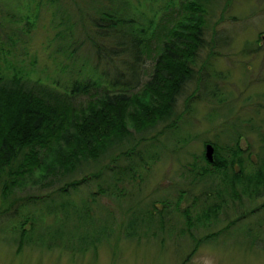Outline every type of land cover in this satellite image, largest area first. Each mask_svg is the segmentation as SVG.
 <instances>
[{
  "label": "trees",
  "instance_id": "trees-1",
  "mask_svg": "<svg viewBox=\"0 0 264 264\" xmlns=\"http://www.w3.org/2000/svg\"><path fill=\"white\" fill-rule=\"evenodd\" d=\"M112 1H115L114 6L107 9L103 5L96 6L98 0H85L87 6L82 9L75 0L82 11L77 20L60 1L63 17L57 26L65 25L70 32L69 35L64 33L63 38L70 36L73 42L77 40L84 47L87 42L78 41L80 38L73 32L80 23L87 29L96 27L99 33L96 32L97 44L91 41L92 52L84 47L89 54L83 58L87 61L84 72L88 73L83 77L74 75L70 86L66 82L63 86L49 83L44 87L45 80L33 81L30 71L23 66L24 61L18 66L9 60L10 49L0 42V216L10 213L6 220L13 224L10 232L19 249L25 246L38 250L57 249L80 255L99 244L110 243L112 235L133 240L163 233L167 228L164 223L173 212L170 210L172 202L164 195L160 200L141 204L143 207L130 205L127 210L113 209L96 198L98 192L103 195L108 192L102 186L97 193L79 197L78 188L88 177L81 180L75 177L89 167L90 162L97 165L101 159L114 158L112 152L122 150V145H134V133L143 134L140 142L122 152L130 159L125 167L109 163L106 168L114 178L109 194L119 206L127 200L134 202L137 193H129L123 185L127 186L137 177L144 180L163 152L161 145L155 142L157 136L150 140L144 133L173 117L185 89L193 82L197 81L199 86L187 101L197 96L223 102L229 97L220 89L218 79L214 80V73H203L208 62L199 69L202 71L200 79L196 78L195 66L199 64L196 59L206 47L207 16L213 7L212 0H166L168 2L158 8L152 2L145 3L153 13L150 18L132 0ZM100 3H104L103 0ZM171 7H177L176 13ZM92 10L98 16H92ZM158 12H161L159 17ZM221 41L225 47L231 40L221 38ZM148 59L154 60V68L143 80ZM216 75L220 79L224 77L220 73ZM211 78L210 83H214L209 89ZM76 94L91 98L86 104L78 105L72 100ZM177 126L173 120L168 128ZM252 131L263 144L258 155L240 147L242 133L230 132L232 145L224 146L223 151L217 148L213 161L205 152L202 165L198 160L186 164L194 174V182L197 178L209 177L214 184L203 190L202 197H196L195 208L201 211L181 210V223L188 228L181 229L178 238L186 233L193 235L192 230L199 226L218 224L219 216L231 205L238 210L246 201L264 198V130L253 125ZM47 159L50 164H46ZM37 171L41 172L38 181L50 191L12 198L17 190L27 186L28 179ZM185 194L186 191H181L174 205L177 212ZM62 196L64 199L60 200ZM51 201H56L57 205L52 207L50 203L49 206ZM254 213L243 210L233 221L225 218L228 223L219 231L208 233L207 241L218 244L214 240L217 236L232 227L241 228V221ZM59 224L63 225L57 235L63 229L64 236L71 233L77 241L68 238L69 242H64L67 237L57 240L54 237L56 228H50ZM254 224H248L245 235L253 236L264 249V231H257ZM169 228L170 235L173 230L177 232L176 226ZM52 237L56 240L50 241ZM201 243V240L196 241L193 252ZM192 255L187 256L185 263Z\"/></svg>",
  "mask_w": 264,
  "mask_h": 264
},
{
  "label": "rangeland",
  "instance_id": "rangeland-1",
  "mask_svg": "<svg viewBox=\"0 0 264 264\" xmlns=\"http://www.w3.org/2000/svg\"><path fill=\"white\" fill-rule=\"evenodd\" d=\"M60 1L64 7L69 8V12L76 20L79 14H82L75 0H0V42L4 43L6 49H10L11 53L7 58L18 66L22 63L20 61H24L23 66L30 71L33 81L40 78L47 82L42 83L43 86L49 83L63 86L66 82L70 86L69 83L74 75L83 77L87 74L88 72H84L87 61L83 58L88 57L89 54L84 47L92 52L91 41L97 44L99 40L96 27L87 29L81 23L73 32L80 38L78 41L87 42V47L77 43V40L73 42L70 36L63 38L64 33L69 35L70 32L65 25L57 26L63 17ZM77 1L80 7L85 9L84 7L87 6L85 0ZM132 1L150 18L153 13L144 6L145 3L149 5L152 2L153 6L158 8L170 0ZM103 2L100 3L98 0L96 6L103 5L111 9L115 3L112 0H103ZM212 4L213 7L210 8V14L207 16L206 47L198 53L196 59L199 60V64L195 66L196 78L200 79L202 71L199 69L208 62L203 73L205 75L214 73V80L218 79L220 89L229 97L227 99L225 97L223 102H218L212 97L203 100L197 96L187 101L199 86L197 81L193 82L185 89L173 117L157 125L150 132L144 133L147 139L157 136L155 142L161 145L163 152L160 160L146 173L144 180H139L137 177L127 186L121 183L127 187L129 193H137L134 202L127 200L119 206V202L109 194L114 178L111 171L106 168L109 163L124 164L119 166L125 167L130 159L122 152L133 148L138 141H141L143 134L134 133L133 142H136L134 145H127L128 143L122 145V150L117 149L112 152L114 158L101 159L97 165L90 162L92 164L75 177L77 180H81L84 176L88 177V181L78 188L79 197L97 193L102 186L103 190L108 192L104 195L98 192L99 196L96 198H99V203L113 209L120 207L122 210H127L130 205H135L136 208L143 207L150 200H160V196L164 195L172 202L170 210H173L164 223L167 224L164 232L158 236H143L141 239L133 240L112 235L110 243L99 244L95 249L80 255L64 253L57 249L38 250L26 246L19 249L12 240L13 234L10 231L13 224L6 220L10 215L8 213L0 216V264H264V249L258 246L259 242L253 236L245 235L249 223L255 222L256 230L264 231V224L259 227L264 220V198L246 201L238 210L231 205L219 216L218 224L212 227L199 226L192 230L193 235L186 233L183 237H177L181 229L188 228L186 224L181 223V210L189 208L194 213L201 211L199 207L195 208L194 204L198 202L196 197H202L203 190L214 184L209 177L197 178L194 182V174L186 168V164L198 160V164L202 165L204 163L202 157L208 143L214 145L215 152L217 148L223 151L224 146L232 145L230 132H235L236 135L238 132L242 133L240 147L249 149L248 151H252L253 154L258 155L263 146L258 135L252 131V126L264 130V0H212ZM171 9L176 13L177 7ZM160 13L158 12V17ZM92 16L96 17L98 13ZM87 34H91L90 37ZM221 38L224 41L229 38L230 44L223 47L224 42ZM154 63L153 59L147 60L148 67L143 80L153 72ZM217 73L224 75L223 79L217 78ZM211 81L212 78L209 81V89L214 83H210ZM78 95L72 98L78 105L86 104L91 98L90 95ZM173 120L178 125L177 128H168ZM113 161L116 162L112 163ZM47 163L50 164V159L46 160ZM96 175L97 178H94ZM39 176L41 172H35L32 178L28 179L27 186L17 190L12 198H25L29 194L41 191L49 192L50 189H46L45 184L38 181ZM181 191H186L187 194L180 202V209L177 212L174 205ZM63 197L60 200H63ZM1 201L0 195V209ZM50 203L52 207L57 205L56 201L49 202V206ZM44 205L46 203L42 206ZM243 210L246 213L251 211L255 213L241 221L239 225L241 228L232 227L217 236L214 240L218 241V244L213 245L207 241L208 233L217 232L228 223L229 220L225 218L233 221ZM100 213L103 214L102 211ZM62 225L53 226L50 230L56 228L54 237L57 240L67 237L64 242H69L68 238L73 239L70 232V235L64 236L62 229L57 235V230ZM170 225L176 226L177 230V232L171 230V235ZM68 226L72 227V223ZM161 236L162 238H159ZM229 236L231 237L228 238ZM54 237L50 238V241H55ZM76 239L73 240L77 241ZM196 239L201 240L202 243L193 252ZM192 253L190 260L185 263L187 256Z\"/></svg>",
  "mask_w": 264,
  "mask_h": 264
},
{
  "label": "water",
  "instance_id": "water-1",
  "mask_svg": "<svg viewBox=\"0 0 264 264\" xmlns=\"http://www.w3.org/2000/svg\"><path fill=\"white\" fill-rule=\"evenodd\" d=\"M214 146L212 144H207L206 146V156L211 160L213 161L214 159Z\"/></svg>",
  "mask_w": 264,
  "mask_h": 264
}]
</instances>
